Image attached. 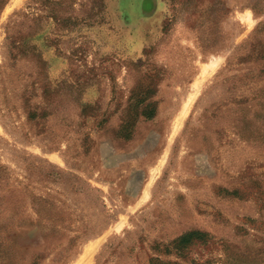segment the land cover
Here are the masks:
<instances>
[{
    "label": "rangeland",
    "instance_id": "obj_1",
    "mask_svg": "<svg viewBox=\"0 0 264 264\" xmlns=\"http://www.w3.org/2000/svg\"><path fill=\"white\" fill-rule=\"evenodd\" d=\"M0 264H264V0H0Z\"/></svg>",
    "mask_w": 264,
    "mask_h": 264
}]
</instances>
